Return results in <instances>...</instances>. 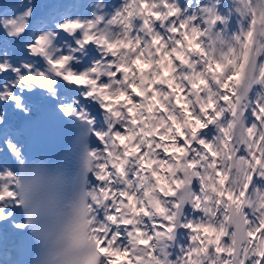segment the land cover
Masks as SVG:
<instances>
[{
  "label": "snow or ice",
  "instance_id": "1",
  "mask_svg": "<svg viewBox=\"0 0 264 264\" xmlns=\"http://www.w3.org/2000/svg\"><path fill=\"white\" fill-rule=\"evenodd\" d=\"M0 264H264V0H0Z\"/></svg>",
  "mask_w": 264,
  "mask_h": 264
}]
</instances>
